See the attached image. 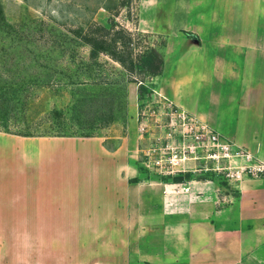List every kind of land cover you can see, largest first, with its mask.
<instances>
[{
	"label": "crops",
	"instance_id": "1",
	"mask_svg": "<svg viewBox=\"0 0 264 264\" xmlns=\"http://www.w3.org/2000/svg\"><path fill=\"white\" fill-rule=\"evenodd\" d=\"M142 10L165 37L157 90L264 160V0H142ZM136 97L134 86L116 147L0 131V262L264 264V176L225 188L224 201L210 179L188 192L132 180ZM149 235L158 248L141 241Z\"/></svg>",
	"mask_w": 264,
	"mask_h": 264
},
{
	"label": "rangeland",
	"instance_id": "2",
	"mask_svg": "<svg viewBox=\"0 0 264 264\" xmlns=\"http://www.w3.org/2000/svg\"><path fill=\"white\" fill-rule=\"evenodd\" d=\"M143 12L142 0H0V85L17 88L14 92L7 88L12 98L11 109L7 113L1 111L0 117L5 118L12 130H31L33 136L44 133L82 138L100 136L106 145L116 147L128 133V93L137 86L138 146L131 161L137 166L138 174L134 179L159 180L164 184L210 179L219 184L215 186L216 196L224 201L225 188L239 181L229 182L212 170L187 169L194 164L211 166V160L186 159L181 166L187 171L181 173L184 178L180 181H172L177 174H161L145 167L143 149L156 142L165 143L168 132L167 112L171 104L157 90L160 73L151 74L138 67L128 71L107 54L91 59L89 45L74 31L79 28L87 31L94 24L109 27L114 22L112 32L123 30L130 34L134 58L148 47L162 52L165 37L152 31L149 22L143 19ZM103 90L115 95V118L100 126L95 105L81 104L78 98L85 92L96 95ZM170 187L179 190L180 186ZM144 240L159 247V236H144L141 241ZM137 261L130 256L128 264Z\"/></svg>",
	"mask_w": 264,
	"mask_h": 264
},
{
	"label": "built area",
	"instance_id": "3",
	"mask_svg": "<svg viewBox=\"0 0 264 264\" xmlns=\"http://www.w3.org/2000/svg\"><path fill=\"white\" fill-rule=\"evenodd\" d=\"M167 99L169 106L168 132L165 143L159 142L143 149V163L149 169L154 168L163 174H178L187 169L212 170L231 181H240L244 177L264 176V160L254 155L247 147L237 144L222 135L207 121L186 108L179 107ZM186 159L199 162L211 160L213 165L184 168ZM193 179L188 182H173L183 192L190 191Z\"/></svg>",
	"mask_w": 264,
	"mask_h": 264
},
{
	"label": "trees",
	"instance_id": "4",
	"mask_svg": "<svg viewBox=\"0 0 264 264\" xmlns=\"http://www.w3.org/2000/svg\"><path fill=\"white\" fill-rule=\"evenodd\" d=\"M113 26H115L114 22H110L109 27L101 24H94L93 28H91V26L89 29H87V31H84L82 28L74 30L75 33H77L79 37L89 45V58L94 59L100 54H107L112 59H115L120 64H122V66L128 71H133L138 67L140 71H147L151 74H159L162 72L164 66V58L162 52H158L155 47H148V49L144 51L143 54H139L134 58L132 54V48L130 47L132 39L130 34L123 33V30H115L114 32H112L114 29ZM184 32L191 37L197 38V35L193 32L187 30H185ZM139 81L141 83L144 82L143 79H140ZM0 87V112L3 111L4 113H7V111L11 109L10 105L12 100V98L7 93V88H9V91L12 90L11 92L16 91L17 88L13 86H6L5 88L4 85H0ZM78 102L81 104H88L89 102L90 105H95L94 110L98 113V124L100 126L107 125L115 118V95L111 91L103 90L96 95H89L87 92H85L82 93V96L80 98H78ZM53 111L54 113H58L56 109H54ZM4 119L3 117H0L1 130L20 135H33V132H31V130H12L10 127H8V124ZM41 135L46 134L44 133ZM47 135L65 134L56 133ZM187 175L188 173H186V176ZM183 178V174L180 173L173 176L172 181H180Z\"/></svg>",
	"mask_w": 264,
	"mask_h": 264
}]
</instances>
